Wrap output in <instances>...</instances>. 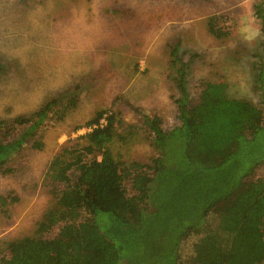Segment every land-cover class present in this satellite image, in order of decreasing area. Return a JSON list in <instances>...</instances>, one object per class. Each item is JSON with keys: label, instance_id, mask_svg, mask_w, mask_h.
Here are the masks:
<instances>
[{"label": "rangeland", "instance_id": "374dc122", "mask_svg": "<svg viewBox=\"0 0 264 264\" xmlns=\"http://www.w3.org/2000/svg\"><path fill=\"white\" fill-rule=\"evenodd\" d=\"M239 3L0 0V121L13 122L21 114L36 115L50 104L47 117L27 143L0 168V196L9 202L13 196L18 197L5 207V212H1L0 204V250L6 241L36 234L38 222L55 200L53 187L46 179L49 163L68 141L69 145L80 143V136L85 133L80 130L100 111L112 110L121 119L117 123L118 135L110 144L114 156L125 162H151L158 152L151 144L148 127L143 126L144 115L159 116L167 130L181 123L176 99L182 92L175 79L182 61L188 64L186 88L191 102L199 99L203 83L210 80L226 82L230 97L245 98L262 106L264 34L250 42H241L238 33L233 34V13L239 10ZM252 3L256 11L261 4L264 15V0L249 2L250 9ZM224 9L226 14H218ZM185 11L216 15V29L230 32L231 39L226 43V38L220 40L213 35L208 39L205 20L194 18L190 30L174 25L176 39L169 40L160 50L157 42H152L158 23H180ZM259 21L261 25L262 19ZM124 32L133 38L113 40ZM168 32L172 30L168 28ZM177 42L181 61L171 68V52ZM235 45L240 48L235 50ZM146 50L149 53H144ZM161 52H165L162 57ZM139 56L146 59L140 61ZM170 68L174 69V79L169 76ZM162 78L167 81L162 83ZM27 127L18 125L16 130L6 133L7 128L1 125L0 137L13 139ZM6 168L10 170L6 172ZM121 168H126V164ZM70 173L75 179L78 172ZM259 173L264 174V166ZM62 187L64 184L56 186ZM125 187L128 194L135 193L130 178L125 179ZM218 222L217 214H211L209 223L215 226ZM60 228L58 223L43 235L54 237ZM114 230L122 235L126 229L116 226ZM199 237L192 235L183 242L180 264H192L193 244Z\"/></svg>", "mask_w": 264, "mask_h": 264}, {"label": "trees", "instance_id": "16d2710c", "mask_svg": "<svg viewBox=\"0 0 264 264\" xmlns=\"http://www.w3.org/2000/svg\"><path fill=\"white\" fill-rule=\"evenodd\" d=\"M215 24L213 18L211 32L220 37L224 31ZM176 54L173 65L181 61ZM186 67L182 61L176 78L181 123L167 130L159 116L144 115L158 152L151 162L114 156L110 144L121 119L110 110L106 125L81 135L78 144L61 146L46 173L53 204L36 234L6 241L0 264H180L182 244L192 235L200 236L192 264H264V174L259 173L264 98L258 106L230 97L226 82L209 80L191 102ZM261 77L264 89V73ZM49 108L0 121L6 133L28 125L13 139L0 137V168L27 143ZM104 113L86 125L98 123ZM71 170L78 172L75 179ZM127 178L133 194L125 187ZM8 200L0 196L1 212L18 197ZM213 213L219 220L215 226L209 223ZM58 223L59 233L44 237ZM116 226L125 232L117 234Z\"/></svg>", "mask_w": 264, "mask_h": 264}, {"label": "crops", "instance_id": "0c3cea01", "mask_svg": "<svg viewBox=\"0 0 264 264\" xmlns=\"http://www.w3.org/2000/svg\"><path fill=\"white\" fill-rule=\"evenodd\" d=\"M255 0H239V4L236 5V7L239 8V10H236L235 13L236 15H233V19L235 21L236 26L234 27V31L233 34H237L238 33V38L241 39V42H250L252 40H254L255 36H260L262 33L264 34V15L261 13H259L260 11H256L253 9V7L256 5H253V3L251 4L252 8L250 9L249 7V2H253ZM258 7V5H257ZM257 9V8H256ZM227 9L224 10H220L218 12V14H226ZM184 15H182V17L184 18V20H182V22L179 23V21H167V20H162L160 23H158V30L155 32L154 38L152 39V42H157V47L160 50H163L160 47H163L165 45H167L168 41H172L173 38L176 39L174 33H173V26L176 25L179 28H186L188 30H190L191 28L194 27V18H201L202 20H205L206 22V26H207V33L206 36L208 37V39L211 38V35H213L214 37H217L218 39H222L224 40V38H226L227 40L225 41V43L231 39V33L230 32H225L224 30V34H222V36L218 37L216 35H214L211 32V27H212V19H217L216 15L210 16V14H203V15H196L193 12H189V11H185L183 12ZM223 16V15H222ZM210 17V18H209ZM219 17H221L219 15ZM262 19L261 25H260V21L259 19ZM216 22V21H215ZM166 24V27L170 28L172 30V32L169 34L168 32V28H166L164 25ZM214 24V22H213ZM192 26V27H191ZM113 35V34H112ZM235 36V35H234ZM128 37L133 38V35H130V33L125 34L124 35H120L118 38L116 37V35L113 37V40H117L118 42L120 41H125ZM170 37V39H169ZM151 42V43H152ZM187 42V40H186ZM222 47H226V45L222 46ZM235 50H238L240 47H238V45H235V47H233ZM207 49V47H206ZM176 51V53L178 54L179 51V45L178 42L174 45V47L172 48V52ZM144 53H149V50H146ZM176 54V56H177ZM149 55V54H147ZM146 55V57L148 58V56ZM165 55V52H161V54L159 56H163ZM172 55V54H171ZM179 57V56H177ZM138 59L140 61H142V59H146L144 58V56L142 57H138ZM172 59H173V55H172ZM150 60V59H149ZM184 63H186L185 61H183ZM187 64V63H186ZM173 62L171 64V68H172ZM188 65V64H187ZM170 67V65H169ZM169 69L171 70V72L174 69ZM164 72V69L162 70ZM176 73V72H175ZM167 76V75H166ZM171 79H174L173 77V72L172 74L170 73ZM176 78V77H175ZM177 81V79H175ZM162 83L166 82V79H161L160 80Z\"/></svg>", "mask_w": 264, "mask_h": 264}, {"label": "built area", "instance_id": "2783aa9c", "mask_svg": "<svg viewBox=\"0 0 264 264\" xmlns=\"http://www.w3.org/2000/svg\"><path fill=\"white\" fill-rule=\"evenodd\" d=\"M110 114H111V111H108L107 113H105V114L103 115V117L100 119V121H99L98 123H94V124H91V125L85 126V127H83V128L80 130V132H82V133H84V132L87 133V132H90V131H92L93 129L99 127V126H104V125H106L107 122H108V117H109ZM85 133H84V134H85Z\"/></svg>", "mask_w": 264, "mask_h": 264}]
</instances>
